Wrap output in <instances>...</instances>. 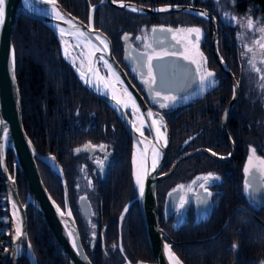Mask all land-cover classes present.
<instances>
[{"label":"trees","instance_id":"16d2710c","mask_svg":"<svg viewBox=\"0 0 264 264\" xmlns=\"http://www.w3.org/2000/svg\"><path fill=\"white\" fill-rule=\"evenodd\" d=\"M58 1L68 12L85 23L89 22L91 7L99 4L95 12L94 26L111 39L114 55L124 69H128L124 60L127 57L134 58L129 53L128 42L134 45L136 37L145 36L153 27L172 29V32L167 31V35L179 28H200L203 40H212L211 25L192 15L146 16L100 4L102 0ZM117 1H131L147 7L193 3L197 7L212 11L199 3L202 0ZM237 1L220 0L221 13L233 15ZM256 1L264 8V0ZM257 28H253L252 32L255 33ZM125 35L129 37L128 40L124 39ZM243 40L240 38L239 43L236 39L233 40L234 45L239 44L242 52L249 56L255 52L262 53V50L254 48L249 53ZM221 43L220 53L241 83L240 98L229 119V125L236 128L234 133L237 131L236 134L230 131L237 146V156L228 163L216 162L203 154L188 158L170 178L159 184L157 201L160 223L165 232H169L162 222L163 206L168 192L184 185V195H187V188L191 186L194 178L212 174V178L218 177L219 182L212 185L215 196H212L211 221L203 234L189 235L187 232L180 239H176L181 243L174 245V251L185 264H264V227L243 210H238L233 215L229 226L216 240L202 244L185 243L186 240L216 236L227 224L232 210L239 205L264 221V205L252 206L244 193V172L247 160L252 155L250 149L255 148V155L264 159V105L256 100L253 111L249 99L253 96L252 83L264 82L263 67L254 62L257 59L255 57L241 61L233 46L224 48L220 41L219 47ZM228 44L230 45V40ZM13 45L25 129L38 152L43 156L54 155L64 169L70 205L87 255L93 264H127V260L131 264L154 263L137 202L133 179L132 140L120 118L107 102L87 91L82 79L63 58L56 34L42 21L21 15L14 32ZM136 45L144 47L137 43ZM211 59L216 72L226 78L229 100L232 96L231 81L215 60ZM255 88L262 90L263 87L257 85ZM239 109L243 110V133L235 126ZM252 116L255 117L254 120L250 119ZM165 118L173 130L166 115ZM179 123L182 124L181 129L170 133L171 146L163 172L180 155L199 148H208L223 156L231 152L220 130V121L217 139L226 142L222 149H214L206 143L192 144L193 141L185 145L189 139L185 131L191 128L186 118L180 119ZM183 124H186L185 128L182 127ZM179 132L183 135H178ZM145 134L149 136L148 131ZM101 145L104 146L103 149ZM99 155L103 156L100 159L103 161L102 165L97 164ZM7 164L14 176L15 156L12 151L8 153ZM38 167L48 191L64 209L65 192L62 179L43 162L38 161ZM17 185L20 198L25 203L27 189L19 172ZM86 201L91 207L90 211L85 205ZM189 214L187 209L185 219L188 220ZM27 216L29 240L39 264H69L55 236L33 207L28 209ZM10 230L8 194L0 168V264H9ZM234 245L238 247H233ZM19 264L30 262L23 259Z\"/></svg>","mask_w":264,"mask_h":264},{"label":"water","instance_id":"95a60500","mask_svg":"<svg viewBox=\"0 0 264 264\" xmlns=\"http://www.w3.org/2000/svg\"><path fill=\"white\" fill-rule=\"evenodd\" d=\"M100 4H107L115 9L130 12L137 15H192L210 23L214 29V37L212 42V51L214 58L216 59L221 71L229 78V80L233 84V99L230 105L227 107V110L222 120L223 133L231 147V152L228 155L223 156L211 149L199 148L194 151L186 152L180 155L175 160L173 165L166 172H163L164 165L167 159V154L171 146V127L169 126L166 118L161 113L155 111L147 104L143 95L140 93V91L130 79L128 73L119 63V61L114 55L113 43L111 39L104 32L95 28L94 17L99 4L93 6L95 8V11H93V7H91L89 22L85 23L80 18L68 12L57 0L56 7L59 9V11L64 14L67 19H71L74 24H79L85 32L89 33L90 37L92 38V43L95 44L97 48L101 49L100 51L95 52L93 60L96 61L101 55L104 56L108 63L112 65L116 73L119 74L120 80L123 81V85H121L120 83L119 84L121 85L123 90L125 88L127 89V92L124 91L125 94L127 95V93H131L132 98L135 99L136 105L140 109V113H142L141 116L144 119L145 126L142 129L140 128V131L144 133L143 136L140 135V131H137L138 127L136 125L135 115L132 114V111L129 108L125 109L122 106L117 105L116 101L112 99V96L107 95L105 90L102 88L100 82L93 85L91 83H85L82 79L83 85L89 93L107 102V104L116 112L125 129L131 136L133 145L132 166L134 184V174L137 171V164L140 166V161L143 160L144 166L150 169L152 164V145L159 143L156 138L157 133L155 126L150 127V125L152 124V120H159L160 117H163V123L166 126L167 146L160 149L161 154L157 161L156 170L154 172H150L145 181V194L143 197H140L139 189L136 184L135 187L137 190V202L146 229L148 243L154 258V263L145 262L143 264H169L165 245H170L172 252H174L177 257L179 256L173 248L176 243L171 240V238L162 228V225L160 223L157 201V190L159 184L162 181L170 178L188 158L194 157L196 155L203 154L210 157L214 161L221 163H228L232 159H234L236 155V146L229 133L227 124L230 112L240 95V81L236 79L232 70L229 68L220 53L217 19L210 11L204 8L197 7L193 5V3H191V5L177 4L158 7H147L131 1H117L116 3H113L112 0H102ZM121 4L125 6L122 7ZM132 8H136L137 11H132ZM159 9L168 10L160 11ZM21 15H25L35 20L42 21L54 31L60 43L62 38L59 31L60 28H64L66 30L65 35L70 37L77 43L76 39L73 36L68 35V32L71 30V26L69 24L64 23L63 21L55 19L52 12V5L50 3H46L44 2V0H29V2L26 4L25 0H7L5 23L2 27H0V121H3V123L0 124V168L3 174V180L8 194V206L11 221V230L9 235L11 241V251L9 257V264H19V262L23 259H28L30 264H39V261L34 252L28 235L27 211L30 207H33V209L37 212L40 218L49 227V229L55 236L58 244L67 256L69 264H93L83 246L79 227L70 205L68 183L65 177L64 169L54 155L43 156L38 152L32 139L28 135L23 123L22 98L17 78L16 54L14 65L12 59V53L14 49L13 36ZM96 36L106 38L109 45L107 51L103 50V45L100 44V41L95 39ZM83 50L87 51V49ZM168 56L182 59L181 57L174 55ZM154 62L155 61H153V64ZM70 65L81 78L80 72L77 70V67L73 64ZM95 67L99 72V76H101V73H104L106 75V80L112 81L113 75L108 71V69L105 68L103 61L96 62ZM87 68L88 65L85 69V72L90 78L91 73H88ZM154 69L157 76L156 89L159 91H166L165 93H170L169 88H163L161 84H158V81L160 79L166 81L165 72L161 71L155 66ZM148 112H152L153 116L149 117L147 115ZM133 125H135V127ZM145 130L149 132V136L145 134ZM5 131L8 134L7 140H5L3 136ZM161 131H164V129H161ZM146 147L147 151L145 152ZM10 151H12L15 156L16 169L14 176L11 175L7 164L8 153ZM213 153H215V155H213ZM38 161H41L44 164L48 165L62 179V185L64 187L65 192L64 209L52 197L47 187L45 186L38 167ZM18 172L27 189L25 203L22 202L19 194V188L17 185ZM169 195L166 199L167 214L172 211L169 209L167 211ZM177 196L178 201L179 193ZM13 205H15V207H13ZM57 206H59L61 212L65 213L63 216H61L60 212L57 211ZM68 210L71 211V216L67 214ZM238 210L246 211L264 227V221L261 218H259L255 213L250 212L244 206L239 205L232 210L228 218L227 224L219 232L218 235L209 239L188 241L185 243L202 244L216 240L222 234V232L229 226L233 215ZM18 224L22 226L23 232V235H21L19 238H17L16 235V229L18 227ZM69 232L74 233L78 249L73 247V237L69 236ZM179 259L182 264H185L180 257ZM127 264H131L129 260H127Z\"/></svg>","mask_w":264,"mask_h":264},{"label":"flooded vegetation","instance_id":"af4514ba","mask_svg":"<svg viewBox=\"0 0 264 264\" xmlns=\"http://www.w3.org/2000/svg\"><path fill=\"white\" fill-rule=\"evenodd\" d=\"M199 3L201 5H205L212 9V11L208 9L206 10L210 11L217 19L219 42L220 41L223 42L224 48L226 46H233L234 52H238L237 58L240 59L241 61H243L244 59L246 60L249 57L257 58L254 62L257 65L263 67V73H264V49H261L258 45L255 44V42L257 40H261L262 35H264L259 31L260 27H264V8L260 4H258V1L238 0L234 8L235 13L233 15H227L223 12L221 13L220 0H202ZM249 19L253 21L252 28L247 27V22ZM209 25L211 24L209 23ZM255 27L258 28L257 31L253 33L252 30ZM211 28H212V40L211 41L210 40L205 41V39L203 40V36L201 34L198 46H194L193 43L189 42V38H186L187 37L186 32L180 31V30H185L184 28H179L173 33L166 35L162 39V42L159 43V46L161 48H167L170 46L172 48L175 47V49L171 48L172 52H166V53H176V55L174 56L181 57L184 61L190 63L194 67L195 75H196V84L186 94L183 93L179 95L173 93L163 94L159 91L160 96H157L155 92H150L148 90V87L142 82V78L139 75V72L138 71L134 72L132 70L134 67H138V62L136 58L142 56L146 51H148L145 49V46L144 47L136 46L132 51V55H134V58L132 59L130 57H127L126 60H124V63H127L128 65V69L125 67V65L124 67L129 77L133 81V83H135L136 87H138L139 91L143 95L147 104L155 111L161 113L164 117L165 115L168 117L167 119L171 123L173 128V130L171 129V132H174V130L176 131L177 129L178 130L181 129L180 125L182 124L179 123L180 119L186 118L189 121L188 126L191 129L185 131L187 133V136H189V139L187 140L185 145L193 141L192 144L206 143L211 145L214 149H222L225 146V143L226 142L228 143L223 133L222 120L227 110V107L230 105L233 99L234 91H233V84L231 82L232 96L228 100L226 78H222L216 72V68L212 63L211 58H213L216 63L217 61L214 58L212 51V42L214 37V29L212 25ZM240 38L244 39L243 41L247 44L248 48L260 49L262 50V53L255 52L254 54L249 56L248 53L245 54L244 52H242L239 44L234 45L233 43V40L235 39L239 43ZM229 40H230V45L228 44ZM221 47H222V43L221 46L219 47V50ZM233 48H231V50ZM181 52H183L184 55L186 56H191L195 58L197 61L201 59L200 54L202 53L203 57L206 58L207 60V65H206L207 68L215 73V80L217 81V83L215 84L214 87H209L207 89L201 88L199 73L196 71V65L191 63L190 60L184 59V57L179 54ZM144 70L145 71L147 70L146 67ZM257 85L262 86L263 87L262 90L256 89L255 87ZM252 87L253 88L251 89V94L253 96L249 97V99L251 100L250 102L252 104L251 108L253 111H255L254 102L256 100L263 103L264 105V82L262 81L260 84H258L257 82H253ZM240 93H241V83H240ZM164 96L174 97L175 98L174 102L163 100ZM239 98L235 103V105L233 106L232 110L238 103ZM161 103H167L169 106L165 108H161L160 107ZM224 104L227 105L224 106ZM237 114H238L237 115L238 118L236 120L235 126L238 127L241 133H243L244 131L243 110L239 109L237 111ZM229 119H228L227 127L229 133L231 134V132L234 133L236 128L233 127L232 124L231 126L229 125ZM250 119L254 120L255 117L252 116ZM219 121L221 125L220 130L222 131V135L226 142H224L221 139L220 140L217 139L219 132V128H218ZM185 126L186 124H183L182 127L185 128ZM178 135L182 136L183 133L179 132ZM214 135H216V137ZM236 153H237V146H236ZM236 156L237 154L235 155V157ZM193 181L196 182L195 183L192 182L190 186L191 191L188 190L187 195H184V193L186 192V188H184L183 190H178L180 192V198L178 200L177 206L173 211H171L168 214L166 213L165 210L166 201L163 206V210H164V217L162 218L163 226L165 227V229H167V231H169L167 233L175 243H181L176 239H180L187 232H189L188 233L189 235L203 234L204 233L203 231L207 229L211 221L212 196H215V194L212 193L213 192L212 185L218 183L219 180L216 178H210L209 181L205 184V187L207 188V192L204 191V188L200 187V184L204 183L203 180L194 178ZM172 191L167 193L166 199ZM200 191L208 196V200L211 205L207 206L206 205L207 203L205 202L204 205H202L203 208L202 211L204 212L199 213L198 208H199ZM218 191L220 192V190ZM183 200H186L187 202L184 204L183 207H181V203ZM187 209L189 210L190 213L188 215V220L185 219L187 216ZM196 240H189V241H196ZM198 240H204V239L200 238ZM186 242L188 241L186 240Z\"/></svg>","mask_w":264,"mask_h":264},{"label":"snow or ice","instance_id":"6c2138e0","mask_svg":"<svg viewBox=\"0 0 264 264\" xmlns=\"http://www.w3.org/2000/svg\"><path fill=\"white\" fill-rule=\"evenodd\" d=\"M6 2H7V0H0V27H2L3 24L5 23ZM28 2H29V0H25L26 4ZM44 2L50 3L52 5V12H53L55 19L63 21L64 23L69 24L71 26V30L68 32V35H71L76 39V41H77L76 47L80 48L82 46L83 49H87V51L82 50L79 54V57L81 59H80V65L77 68V70L80 72L81 79H83L85 83H91V84L95 85L99 82H103L105 88L113 87V85L111 84L110 81L105 80L104 77L99 76V72L95 67L96 62L103 61L105 68L108 69V71L115 77L116 82L123 85V81L120 80L119 74L116 73V71L113 69L112 65L108 63V61L104 58L103 55L98 57V59L96 61L93 60V57L95 56V52L100 51L101 49L97 48L96 45L92 43V38L90 37L89 33L85 32L80 27L79 24H74L71 19H67L65 17V15L59 11V9L56 7L57 0H44ZM112 2L116 3L117 0H112ZM121 6L123 7L125 5L121 4ZM159 10L160 11H166L168 9H159ZM93 11H95L94 7H93ZM132 11H137V9L132 8ZM247 27L248 28L253 27V21L251 19L248 20ZM59 31H60V34L62 37L66 33V30L64 28H60ZM157 31L172 32L173 30L172 29H166V30L165 29H159L158 30L156 28L152 29L153 33H156ZM180 31L186 32L187 33L186 38H189V42L193 43L194 46H198L200 36H201V29L189 28V29L180 30ZM259 31L262 34H264V27H260ZM95 39L100 41V44L103 45V50L107 51L109 45H108L106 38H101L100 36H96ZM124 39L128 40L129 37L127 35H125ZM137 39H140V37H137ZM261 41H264V35H262L261 40H257L255 42V44L258 45L261 49H264V42H261ZM64 43H65V45H68L67 40H65ZM145 49L150 50V51H146L142 56L136 58L137 62H138V67H134L132 70L134 72H137V71L139 72V75L142 78V82L148 87V90L150 92H155L157 96H160V92L156 90V88H157L156 75L154 73L153 61H160L164 58V56L176 55V53L157 52V50L155 48H153L152 44H145ZM247 51L251 52L252 48H249ZM179 54L182 55L184 57V59H188L191 61V63L196 65V71L199 73V80H200V84H201L202 89H207L209 87L215 86V84L217 83V81L215 80V73L207 68V66H206L207 60H206V58L203 57L202 53L200 54L201 59L199 61H197L195 58H193L191 56L184 55L183 52H181ZM65 55L66 56L69 55L68 47L65 48ZM12 59H13V65H14L15 64V51H14V49H13V53H12ZM85 60L87 61V65H88L87 71H88V73H91L90 78L87 76V73L82 70L85 66ZM72 62H73V64H75L76 58H73ZM250 63H251V61H250ZM145 67L147 69L146 71L144 70ZM255 70L260 71V69H255ZM262 78H264V77H262ZM97 90H99V89H97ZM124 91L127 92V89L125 88ZM127 95H128L129 100L124 101V100L117 97L115 89L113 88L112 99L116 101L117 105L122 106L125 109L131 107L133 115H137V114L142 115V113H140L139 107L136 105L135 99L132 98L131 93H127ZM174 99H175L174 97H169V96L163 97V100H165V101L174 102ZM129 101H130V103H129ZM168 106L169 105L167 103H161L160 104L161 108H165ZM147 115L149 117H152L153 113L148 112ZM2 123H3V121H0V124H2ZM133 126L135 127V125H133ZM151 126H155V128H156V133H157L156 138L159 141V143L152 145V164H151L150 169L148 167L144 166V162L142 160L140 167L137 169V171L134 174L135 175V184L137 185V187L139 189L140 197H143L145 194V181H146L148 175L150 174V172H154L156 170L157 161H158V158L161 154L160 149L167 146L166 126L163 123V117H160L159 120L153 119L150 127ZM161 129H164V131H161ZM137 131H140V129L137 128ZM140 135L143 136L144 133L142 131H140ZM3 136H4V139L7 140L8 134L6 131L4 132ZM100 147L102 149L104 148L103 145H101ZM146 151H147V147L145 148V152ZM250 152L252 153V155H250L248 158V164L253 165V156L255 155L256 149L251 148ZM213 155H215V153H213ZM97 164L102 165L103 161H97ZM260 164L264 165V159H260ZM248 171H249V168L246 167L245 173L247 174ZM210 178H212V174H209V176H206V177L197 178V179H201L204 181V183L200 184V187L204 188L205 192H207V188L205 187V184L209 181ZM216 178L218 179V177H216ZM195 182L196 181H193V183H195ZM246 186H247V184H246ZM184 188H185L184 185H180L179 188L174 189V191L183 190ZM188 190L191 191L190 186H189ZM186 202H187L186 200H183L181 203V207H183ZM53 203H55V202H53ZM13 207H15V205H13ZM57 211L60 212L61 216H63L65 214L64 212L60 211L59 206H57ZM124 211L126 212L127 208H125ZM67 214L69 216H71V211L68 210ZM121 219H123V217H121ZM93 228H95V225H93ZM68 234H69V236L73 237V239H72L73 247L78 249V245H77V241L74 237V233L69 232ZM16 235H17V238H19L21 235H23L22 226L19 224H18V227L16 229ZM233 247H238V246L234 245ZM165 250L167 253L169 264H182L179 257H177L176 254L174 252H172L170 245H165ZM138 264H143V262H138Z\"/></svg>","mask_w":264,"mask_h":264},{"label":"bare ground","instance_id":"6f19581e","mask_svg":"<svg viewBox=\"0 0 264 264\" xmlns=\"http://www.w3.org/2000/svg\"><path fill=\"white\" fill-rule=\"evenodd\" d=\"M65 40L71 42L73 47H74L72 39L70 37L66 36V35H64L61 38V41L64 44L65 48L68 47V50L70 52L72 47L69 44L65 45V43H64ZM154 66L159 68L161 71L165 72L166 81L160 79L158 81L159 82L158 84H161L163 88H166V89L169 88V90H170L169 92L170 93H173V94H176V95H179V94H182V93L186 94L196 84V75H195L194 67L190 63L184 61L183 59H180V58H177V57L168 56V57H164L160 61H155L154 62ZM154 73H155V69H154ZM155 75H156V73H155ZM101 77H104L105 80H106V75H103L101 73ZM110 82L113 85V87H109V88H105L104 83L100 82L102 88L105 90L107 95L112 96L113 88H114L118 98H120V99H122L124 101H128L129 98L125 94V92H124L123 88L121 87V85L118 82H116L114 76L112 77V81H110ZM160 92L165 94L166 91H160ZM129 103H130V101H129ZM129 109L132 111L131 107H129ZM135 121H136V125H137V127L139 129L140 128L142 129L145 126L144 119H143V117L140 114L135 115ZM139 161H140V159H139ZM139 167L140 166L137 164L136 170ZM15 169H16V167H15ZM178 193H179V198H180V192L179 191H172L170 193L169 201L167 203V211H168V209L173 211L175 209V207L177 206V204H178V201H177ZM179 198H178V200H179ZM203 200H205V201H203ZM205 202L207 203L206 204L207 206L211 205L209 200H208V196L200 191V194H199V208H198V212L199 213L200 212H204V211H202L203 210L202 205H204ZM165 210H166V204H165Z\"/></svg>","mask_w":264,"mask_h":264},{"label":"rangeland","instance_id":"374dc122","mask_svg":"<svg viewBox=\"0 0 264 264\" xmlns=\"http://www.w3.org/2000/svg\"><path fill=\"white\" fill-rule=\"evenodd\" d=\"M153 28H156L158 30L165 29L163 27H153ZM153 28L148 30L145 36H138L140 37V39H137L136 37L134 45L130 43V41L128 42L127 45L129 46L130 55H132L133 49L137 46L136 43L138 45H144V46L145 44H152L153 48H155L157 52H162V53L172 52L171 47L161 48L159 46V43L162 42V39L167 35V31H163V32L157 31L156 33H153L152 32ZM80 52L81 50H79L78 47H74L72 52H70L69 55L67 56L68 60L69 59L72 60L73 58H76V64L80 65V59H81L79 57ZM86 67L87 64L85 60V67L83 69H86ZM102 157L103 156L100 155L97 156V160L101 161L100 159H102ZM246 167L249 168L247 174L244 172V193L246 195L247 201L251 205L256 207L260 205H264V165L260 164V157L256 155L253 156V165H249L247 160ZM85 205L87 206V209H89L90 211L91 207L87 201Z\"/></svg>","mask_w":264,"mask_h":264},{"label":"built area","instance_id":"2783aa9c","mask_svg":"<svg viewBox=\"0 0 264 264\" xmlns=\"http://www.w3.org/2000/svg\"><path fill=\"white\" fill-rule=\"evenodd\" d=\"M68 44L71 46L72 44H70V42L68 41Z\"/></svg>","mask_w":264,"mask_h":264}]
</instances>
